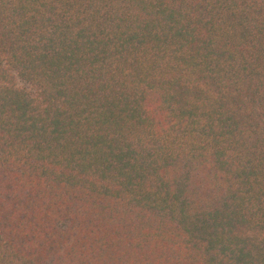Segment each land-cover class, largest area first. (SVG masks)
<instances>
[{
  "label": "trees",
  "instance_id": "16d2710c",
  "mask_svg": "<svg viewBox=\"0 0 264 264\" xmlns=\"http://www.w3.org/2000/svg\"><path fill=\"white\" fill-rule=\"evenodd\" d=\"M0 264H264V0H0Z\"/></svg>",
  "mask_w": 264,
  "mask_h": 264
}]
</instances>
